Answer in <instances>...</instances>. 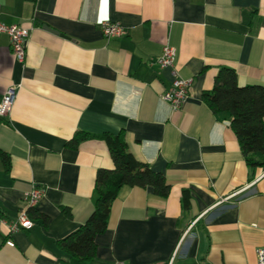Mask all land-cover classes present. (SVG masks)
Listing matches in <instances>:
<instances>
[{"label": "crops", "instance_id": "1", "mask_svg": "<svg viewBox=\"0 0 264 264\" xmlns=\"http://www.w3.org/2000/svg\"><path fill=\"white\" fill-rule=\"evenodd\" d=\"M0 21L30 28L22 62L0 33V104L15 90L0 116V264H257L264 167L247 165L202 92L223 68L239 86L264 85V0H0ZM102 21L125 34L105 38ZM165 44L192 79L178 110L160 98L173 80L157 64ZM77 132L88 136L73 142ZM104 133H122L170 192L123 186L95 257L82 261L58 241L90 216L96 173L113 167ZM33 186L43 189L33 225L10 232Z\"/></svg>", "mask_w": 264, "mask_h": 264}, {"label": "trees", "instance_id": "2", "mask_svg": "<svg viewBox=\"0 0 264 264\" xmlns=\"http://www.w3.org/2000/svg\"><path fill=\"white\" fill-rule=\"evenodd\" d=\"M202 99L215 115L229 119L247 165L264 167V85L239 86L235 71L223 68L215 77L211 90L202 92ZM85 136L88 134L77 132L73 142ZM98 137L105 141L113 167L101 168L96 173V198L90 216L78 229L58 241L64 252L82 261L95 257V237L106 231L111 204L123 186L150 187L161 198L170 192L163 174L129 152L122 133H104ZM0 156L8 165L9 157L3 152ZM189 200V191L184 189L181 197L184 209L189 208ZM32 209L27 208V213Z\"/></svg>", "mask_w": 264, "mask_h": 264}, {"label": "built area", "instance_id": "3", "mask_svg": "<svg viewBox=\"0 0 264 264\" xmlns=\"http://www.w3.org/2000/svg\"><path fill=\"white\" fill-rule=\"evenodd\" d=\"M102 35L109 39L125 34L126 30L119 22L102 21L99 23ZM0 33H5L9 39L10 49L14 57L22 62L25 59L26 44L30 33L29 27H23L18 24H5L0 21ZM175 49L169 44H165L162 48L161 55L157 59L160 68H169L173 76L172 83L169 88L165 89L160 98L166 102L172 110H178L184 104L189 96V89L192 82L191 78H184L178 75L174 67ZM15 90L13 87L8 88L3 96L0 104V116H4L10 110ZM43 193V189L33 186L25 193L24 200L29 208L34 207L39 197ZM33 225L27 211H21L20 214L12 222H9L8 228L10 232L19 229H29ZM6 244L13 246L12 240H7ZM257 264H264V246L256 251Z\"/></svg>", "mask_w": 264, "mask_h": 264}, {"label": "water", "instance_id": "4", "mask_svg": "<svg viewBox=\"0 0 264 264\" xmlns=\"http://www.w3.org/2000/svg\"><path fill=\"white\" fill-rule=\"evenodd\" d=\"M46 28L49 29V30H51V31H53V32H55V33H57L55 30H52L51 28H49L47 26H46Z\"/></svg>", "mask_w": 264, "mask_h": 264}]
</instances>
